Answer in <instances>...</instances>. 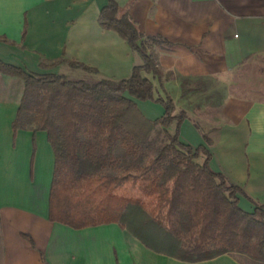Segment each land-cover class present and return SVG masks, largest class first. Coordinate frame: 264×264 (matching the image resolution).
<instances>
[{
    "label": "crops",
    "instance_id": "0c3cea01",
    "mask_svg": "<svg viewBox=\"0 0 264 264\" xmlns=\"http://www.w3.org/2000/svg\"><path fill=\"white\" fill-rule=\"evenodd\" d=\"M106 2L0 0V60L37 73L128 77L141 59L114 30L99 24ZM116 2L119 14L127 12L144 35L169 43L151 45L162 75L145 76L155 95L166 92L174 110L184 111L179 140L185 132L195 140L183 143L197 146L206 135L210 167L243 191L240 207L264 206V96L255 93L264 84V0ZM22 88L20 78L0 72V264H111L112 256L116 264L119 253L111 236L159 264H243L228 253L182 261L147 248L116 223L73 229L50 221L54 153L47 134L12 131ZM136 104L146 118L163 114L157 103Z\"/></svg>",
    "mask_w": 264,
    "mask_h": 264
},
{
    "label": "trees",
    "instance_id": "16d2710c",
    "mask_svg": "<svg viewBox=\"0 0 264 264\" xmlns=\"http://www.w3.org/2000/svg\"><path fill=\"white\" fill-rule=\"evenodd\" d=\"M98 21L139 55L141 63L128 77L72 79L0 60V72L23 83L13 134L22 128L43 130L54 153L48 219L73 229L116 223L147 248L182 261L242 253L264 263V206L255 204L252 211L240 207L238 194L243 191L210 167V139L204 135V143L197 146L181 142L184 111L174 113L166 92L155 96L145 76L162 75L151 45L169 43L144 35L127 12L119 14L116 0H107ZM64 61L96 72L83 63ZM136 101L159 104L163 114L154 122L165 129L174 124L173 133H167L168 141L145 163L119 174H99L119 165V146L134 153L128 116L137 110Z\"/></svg>",
    "mask_w": 264,
    "mask_h": 264
},
{
    "label": "rangeland",
    "instance_id": "374dc122",
    "mask_svg": "<svg viewBox=\"0 0 264 264\" xmlns=\"http://www.w3.org/2000/svg\"><path fill=\"white\" fill-rule=\"evenodd\" d=\"M64 74L68 75L72 79L81 78V79L91 80V77L89 75L80 77L79 75H76L77 74L76 72H73V73L66 72ZM260 86L263 89H260V90L258 89L255 91V93L261 94L264 96V84H261ZM157 95L158 94H156L155 96ZM156 105H157V108H160L161 110V106H159L158 104ZM179 112L180 110L179 111L174 110V113H179ZM156 119L146 118L139 111L138 108L133 113H130L128 116V126L130 127L131 133L134 137V141L136 142L134 153L131 154L125 151V147L122 145L119 146L116 150V153L120 157L119 165H113V166L107 167L106 169L98 173L99 174H102V173L119 174L123 168L134 167L138 164L145 163L148 159L155 156L157 149L162 144L168 141L167 133L172 134L173 129H174L173 124L167 127L170 130H167V128L165 129L161 127L159 124L154 122ZM186 135H189V134H186L185 132H183L182 137L180 138L182 142H194L192 141V140H195L194 138H190ZM79 240H82V239H79ZM91 240H92V237L90 241ZM99 240L103 241V237H100ZM111 240L113 244L116 246V248L118 249V253H119L118 261L116 264H133V263L135 264H159V262H156V259L152 257L151 255H148V254L143 255L141 252H139V250L136 249V245H133V244L125 245L120 242H115L112 236H111ZM115 243H117L118 246ZM230 254L235 256L243 264H264L263 262L254 261L249 256L242 254V253H230ZM111 264H114L113 256L111 258Z\"/></svg>",
    "mask_w": 264,
    "mask_h": 264
}]
</instances>
